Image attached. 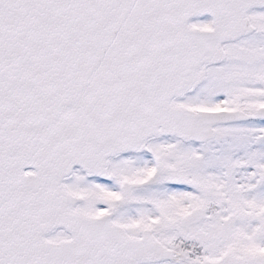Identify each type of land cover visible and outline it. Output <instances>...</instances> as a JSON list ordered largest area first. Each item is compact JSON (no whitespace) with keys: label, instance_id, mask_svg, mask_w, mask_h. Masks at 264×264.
<instances>
[{"label":"snow or ice","instance_id":"6c2138e0","mask_svg":"<svg viewBox=\"0 0 264 264\" xmlns=\"http://www.w3.org/2000/svg\"><path fill=\"white\" fill-rule=\"evenodd\" d=\"M0 264H264V0H0Z\"/></svg>","mask_w":264,"mask_h":264}]
</instances>
